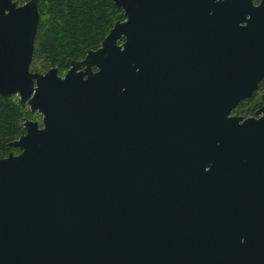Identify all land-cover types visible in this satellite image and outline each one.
<instances>
[{"label":"water","instance_id":"1","mask_svg":"<svg viewBox=\"0 0 264 264\" xmlns=\"http://www.w3.org/2000/svg\"><path fill=\"white\" fill-rule=\"evenodd\" d=\"M80 61L30 72L38 0H0V264H264V0H110ZM93 70V71H92Z\"/></svg>","mask_w":264,"mask_h":264},{"label":"trees","instance_id":"2","mask_svg":"<svg viewBox=\"0 0 264 264\" xmlns=\"http://www.w3.org/2000/svg\"><path fill=\"white\" fill-rule=\"evenodd\" d=\"M37 11L31 72L49 67L61 70L66 60L79 59L85 50H95L113 23L123 19L121 10L110 0H39ZM240 104L232 114L242 111ZM243 112L246 111L243 109ZM26 116V110L19 107L16 98L0 97V158L17 153L9 143L20 135L22 119Z\"/></svg>","mask_w":264,"mask_h":264},{"label":"flooded vegetation","instance_id":"3","mask_svg":"<svg viewBox=\"0 0 264 264\" xmlns=\"http://www.w3.org/2000/svg\"><path fill=\"white\" fill-rule=\"evenodd\" d=\"M27 0H25V1H23L22 3H17L16 2V0H15V2H16V5L17 6H19V5H22L24 2H26ZM39 1V0H38ZM258 3V0H253V4L254 5H256ZM38 4V3H37ZM39 16V15H38ZM122 21V20H121ZM82 59V57L81 58H79V59H74L75 61H80ZM64 65H65V62H64ZM49 68H55L56 69V75L57 76H59V77H62L63 75H64V73L66 72V69H65V71L64 72H59V69L57 68V67H49ZM48 68V69H49ZM47 69V70H48ZM93 71V70H92ZM31 72V71H30ZM263 82L264 81H261L258 85H257V89L254 91V93L252 94V96L249 98L250 100H248V101H245V102H243V101H241V102H243V103H241V102H239L238 103V105L240 104L241 106H243L242 107V109H244L245 111H247V110H252V113L249 115V116H247V117H243V118H248V117H256L257 118V116H254L253 114H254V112L256 111V110H258L260 107H261V105L263 104V101H261V97L264 95V84H263ZM15 98V97H14ZM237 105V106H238ZM236 106V107H237ZM22 108V107H21ZM236 109V108H235ZM234 109V110H235ZM232 115H235V114H232ZM236 116H239V115H236ZM25 118V117H24ZM40 127V126H39ZM20 134H21V132H20ZM17 153H18V151H17ZM17 153H15V154H17ZM13 154V153H12ZM14 154V155H15Z\"/></svg>","mask_w":264,"mask_h":264},{"label":"rangeland","instance_id":"4","mask_svg":"<svg viewBox=\"0 0 264 264\" xmlns=\"http://www.w3.org/2000/svg\"><path fill=\"white\" fill-rule=\"evenodd\" d=\"M22 3V2H21ZM20 4V3H19ZM123 18V17H122ZM123 20V19H122ZM121 21V20H120ZM37 59H35V62L37 63V62H39L38 60L36 61ZM30 67V66H29ZM66 66L64 65V67L61 69V70H59V72H64L65 71V68ZM47 69H45V70H41V71H39V72H36V73H40V74H42V73H44L45 71H46ZM16 98V97H15ZM24 110H26V112H27V116L25 117L26 119H29V120H31V121H35V122H37V124L40 126V119H41V117H40V115H38L36 112H34V113H30L29 111H28V109L27 108H24ZM251 113H249V112H243V109H242V111L240 112V113H238V114H235V115H239L240 117H247V116H249ZM13 154H15V153H13Z\"/></svg>","mask_w":264,"mask_h":264}]
</instances>
